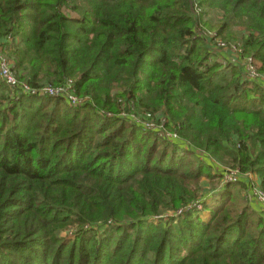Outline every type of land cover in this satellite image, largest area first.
<instances>
[{
    "label": "trees",
    "instance_id": "16d2710c",
    "mask_svg": "<svg viewBox=\"0 0 264 264\" xmlns=\"http://www.w3.org/2000/svg\"><path fill=\"white\" fill-rule=\"evenodd\" d=\"M222 34L264 74V0H0L19 79H73L87 98L17 94L0 76V264H264L244 179L208 204L200 181L223 173L119 116V100L164 113L264 194V85L212 50Z\"/></svg>",
    "mask_w": 264,
    "mask_h": 264
},
{
    "label": "built area",
    "instance_id": "2783aa9c",
    "mask_svg": "<svg viewBox=\"0 0 264 264\" xmlns=\"http://www.w3.org/2000/svg\"><path fill=\"white\" fill-rule=\"evenodd\" d=\"M208 35V34H207ZM206 35V36H207ZM207 39L210 40L211 36ZM18 42V38L14 37L12 35L7 36L4 39H0V76L10 86L13 92L17 94H30V95H41V96H53V97H60L65 99L69 104L73 106L82 105L87 98L84 96H79L75 93L74 90V81L73 79H68L66 82L62 84H53V83H46L39 87H34L29 85L28 83L21 81L14 70V61L11 59V57L7 54V52L4 50V43L8 44H15ZM213 43V41H212ZM212 45V44H211ZM238 56V55H237ZM245 67V73L244 76L248 80H258L260 79L261 75H264L262 73L257 72L254 64L252 63L251 59L248 58V64H243ZM251 70L252 74L251 76L248 74L249 69ZM247 74L248 76L246 77ZM260 81V80H259ZM262 82V81H261ZM120 103L123 104V109L119 113V116L125 117L129 119L130 121L136 123L138 126L142 127L143 129L158 132L160 134V137H165L171 142H175L180 144L181 146L184 145L185 148L192 149L193 147H190L187 145L186 142H183V140L180 138V136L177 134L174 130H169L168 132H162L161 128H164V116L161 114L160 116V124L155 125L151 120L152 118L157 117L160 113H154V112H147L144 111L145 115L140 116H129L128 114H124L125 107L127 105H131L128 102H125L123 100H119ZM152 116V117H151ZM166 119V118H165ZM157 123V121L155 122ZM165 133V134H164ZM194 149V148H193ZM240 173L235 170L231 171L229 174H226L224 176L225 182L235 181L240 179ZM259 186V185H258ZM255 199L262 205V208L264 209V194L260 190L259 187H255L252 191Z\"/></svg>",
    "mask_w": 264,
    "mask_h": 264
},
{
    "label": "rangeland",
    "instance_id": "374dc122",
    "mask_svg": "<svg viewBox=\"0 0 264 264\" xmlns=\"http://www.w3.org/2000/svg\"><path fill=\"white\" fill-rule=\"evenodd\" d=\"M67 12L69 14H73V16H74V13L73 12H71V11H67ZM208 17L210 19L217 18V16H216L215 13L210 14V16H208ZM235 29L236 30H240L241 28L235 26ZM214 35H215L214 34V31H208V35H207L208 37L211 36V38H212ZM228 39L229 38L224 37L223 34L220 35V36H218V37H216L215 39H213V43H212V46L213 47H212V50L217 51V52L220 53L217 56L221 60H224V58L222 56H228V58L230 59L231 62L238 63L240 65H243L245 63L247 65L248 64V58L249 57H245V58L243 57L242 59H240L237 56L238 53L236 51L237 50L236 46H237V44L239 42L238 41H236V42H230V43H232V44H230V43H228L229 42ZM248 74L250 76L252 74V72H251L250 69H249ZM245 75H246V77L248 76L247 74H245ZM257 81H259V82L262 81L261 84L264 85V75H261L260 76V79H258ZM57 98H59V97H57ZM120 98H122V95H120ZM120 98H118V99H120ZM122 103H124V102H122ZM122 103H120V105H121V111L123 109V107H122L123 104ZM147 112H150L151 113V111H147ZM123 113L124 114H128L131 117H133V116L137 117V116H140V115H142V116L145 115L144 114V111H142L141 108H137V106H135V105H127L125 107V110H124ZM154 113H160V114L157 115V117L152 118V120H151L155 125L160 124V121L159 120H160L161 114L166 118V119L164 118V121H165L164 122V126H163L164 128H161L162 132H168L169 130H174L173 129L174 128L173 127L174 122H172V120L170 118H168L164 113L159 112V111L158 112H154ZM156 121H157V123H155ZM151 132L160 137V134L158 132H154V131H151ZM163 138H165V137H163ZM181 147H184V145H182ZM193 148H192V150L195 152V155L198 157V159H202L205 156V159L207 160V162L213 166V173L214 174H219V175H221L222 173L224 174L223 177H222V179H221V181L219 179L209 180L208 178H203L200 181V186L202 187V190L200 192V199L201 200L205 199L208 202V204H210L214 200L216 194L220 191V187H221V185H222V183L224 181V176L226 174H229L231 171H235V170L234 169H230L229 168L230 166L228 167L227 164H225V163L217 160L212 155H210V156L209 155H206L202 150H198L195 147H193ZM239 176H240V178L242 177L244 180H246V178H248L247 179L248 182H247V185L246 186L249 187V190L250 191H248L247 189H244V193L247 196L248 200H250L252 197H254L252 191L256 187L255 181L253 179H250L253 176V174L252 173L245 174V175H241L240 174ZM249 197H251V198H249ZM198 207L200 208L201 205H198ZM204 214H207V212H205V213L202 214V216H203V218L205 220V219H207V215H204ZM69 232H71V231L63 232V234H70Z\"/></svg>",
    "mask_w": 264,
    "mask_h": 264
},
{
    "label": "crops",
    "instance_id": "0c3cea01",
    "mask_svg": "<svg viewBox=\"0 0 264 264\" xmlns=\"http://www.w3.org/2000/svg\"><path fill=\"white\" fill-rule=\"evenodd\" d=\"M247 179L248 178H246V180H244V182H245L246 185H247V182H248ZM250 179H253L255 181V185L258 187V185H259V178H258V176H256L255 174H253V176ZM247 190L250 191L249 190V187H247ZM249 198H251V197H249ZM249 202L252 205V207L255 208L256 210L259 211L260 209H262V205L254 197H252L249 200Z\"/></svg>",
    "mask_w": 264,
    "mask_h": 264
}]
</instances>
